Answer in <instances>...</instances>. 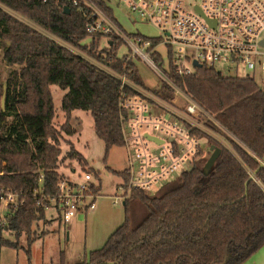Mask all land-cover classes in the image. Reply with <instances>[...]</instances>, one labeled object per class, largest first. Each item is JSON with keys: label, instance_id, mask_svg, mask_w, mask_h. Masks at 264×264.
<instances>
[{"label": "trees", "instance_id": "trees-1", "mask_svg": "<svg viewBox=\"0 0 264 264\" xmlns=\"http://www.w3.org/2000/svg\"><path fill=\"white\" fill-rule=\"evenodd\" d=\"M92 1L113 17L103 0ZM3 7L114 71H126L136 83H144L136 64L126 56L118 57L121 42L113 37L101 47L106 36L92 34L90 19L67 0H0L2 60L19 67L0 83V183L24 194L22 205L11 208L6 223L0 225V246L23 247L30 258L38 238L34 227L46 222V211L38 205L41 198H35L33 191L39 189L43 173L42 191L54 197L62 178L58 171L60 135L53 125L56 109L50 87L66 90L61 109L67 116L74 110L91 114L95 133L108 153L123 146L120 83ZM170 74L231 135L227 138L232 150L209 136V145L219 146L221 154L208 172L203 157L153 194L132 190L124 202L123 224L102 248L75 264H243L264 245V166L259 169L264 159V90L253 77L224 76L208 65L184 78L173 70ZM171 92L166 86L156 91L162 98H169ZM210 125L215 132H224ZM62 130L69 136L76 132L69 123ZM68 158L86 163L73 145ZM116 174L125 178L122 171ZM135 209L143 211L138 222L132 220ZM4 231L15 240L3 237ZM60 260L65 264L64 252Z\"/></svg>", "mask_w": 264, "mask_h": 264}, {"label": "built area", "instance_id": "built-area-1", "mask_svg": "<svg viewBox=\"0 0 264 264\" xmlns=\"http://www.w3.org/2000/svg\"><path fill=\"white\" fill-rule=\"evenodd\" d=\"M67 2L90 19L92 34L106 36L107 43L117 38L130 51L126 60L139 56L160 79L158 88L150 89L133 81L126 71L118 73L84 57L120 83L118 108L127 164L121 170L125 178L120 177L114 204L124 203L132 190L157 192L203 158L205 150L209 152L208 137L215 132L210 124L222 129L213 115L175 84L171 70L181 78L203 65H222L236 77L239 70L246 72L244 77L254 78L257 70L264 73V47L260 44L264 39V0H103L112 11L113 6L119 7L133 20L156 27L161 35L152 38L126 33L114 11L111 17L92 0ZM160 45L167 48L165 57L157 51ZM162 86L172 91L169 98L156 93ZM58 171L62 178L54 197L42 191L44 175H40L39 189L33 191L35 198H41L38 205L51 211L50 218L65 223L78 214L94 212L101 191L96 171L88 166L73 168L69 175ZM23 196L0 183V225L6 223L11 208L22 205Z\"/></svg>", "mask_w": 264, "mask_h": 264}, {"label": "rangeland", "instance_id": "rangeland-1", "mask_svg": "<svg viewBox=\"0 0 264 264\" xmlns=\"http://www.w3.org/2000/svg\"><path fill=\"white\" fill-rule=\"evenodd\" d=\"M5 8V7H4ZM8 13L14 16L18 21L39 30L50 38H54L62 45L68 47L76 54L93 60L92 57L82 54L75 48L65 44L61 40L55 38L50 33L43 30L25 17L18 15L7 8ZM114 16L128 34L139 33L146 37H158L161 35L159 30L138 19L133 20L124 13L121 8L113 6ZM164 38V36H163ZM89 42V39L84 41ZM107 38H103L100 42L101 47L107 46ZM157 51L166 56L167 48L160 45ZM127 47L122 46L118 49V57L129 54ZM3 50L0 49V83H4L11 71L19 69L18 66H9L2 60ZM133 63L136 64L138 73L144 85L150 89H156L160 85V79L155 71L143 59L137 55H133ZM224 76H233V70L222 65L216 68ZM246 72L239 70L238 76L244 78ZM254 78L264 90V73L257 70L254 73ZM53 101L55 105V117L53 119L54 128L59 132L60 138L58 146L61 148L59 157V170L69 175L73 168L89 167L97 172V176L101 180L102 189L100 197L96 200L97 209L87 215L78 214L70 222L53 220L50 218L51 211L46 212V222H39L34 229L37 232L38 238L31 248V257L28 258L23 247L13 249L0 246V264H60V254L64 252V263L75 264L88 259L89 252L102 248L109 236L123 224L125 220L123 201L114 204V195L117 193V185L121 183V178L116 174L126 167V154L122 147H114L106 153L105 145L96 135L94 130V120L91 114L83 110H74L71 116H67L61 109L62 99L66 94V90H62L56 85L50 87ZM69 123L70 127L75 130L72 136L67 135L62 130L63 125ZM224 132H212V136L218 143L225 145L232 150L228 138L231 135L222 128ZM71 145L85 158L86 163L79 162L77 159L68 158V152ZM209 145V152L205 150L203 157L208 158L212 154ZM217 146V145H216ZM219 147V146H218ZM155 192H150L153 194ZM143 215V211H133V222H138ZM3 237L15 240L14 236L8 231L2 233ZM21 244L25 247V236L21 238Z\"/></svg>", "mask_w": 264, "mask_h": 264}, {"label": "water", "instance_id": "water-1", "mask_svg": "<svg viewBox=\"0 0 264 264\" xmlns=\"http://www.w3.org/2000/svg\"><path fill=\"white\" fill-rule=\"evenodd\" d=\"M65 12L69 13L70 10L68 8H66ZM260 44H261L262 47H264V39L261 40ZM196 66H200V65L196 64ZM210 151L212 152V154L210 155V157L208 158V160L206 162V165H205V168H204L205 172H208L213 167V165L215 164V162L218 159L219 155L221 154V148L216 146V145H212L211 148H210ZM263 166H264V159L261 161L259 169L261 167H263ZM257 171H255L254 173L251 174L250 179H253L256 176ZM247 184H248V182L246 183V186H247Z\"/></svg>", "mask_w": 264, "mask_h": 264}, {"label": "crops", "instance_id": "crops-1", "mask_svg": "<svg viewBox=\"0 0 264 264\" xmlns=\"http://www.w3.org/2000/svg\"><path fill=\"white\" fill-rule=\"evenodd\" d=\"M243 264H264V245Z\"/></svg>", "mask_w": 264, "mask_h": 264}]
</instances>
